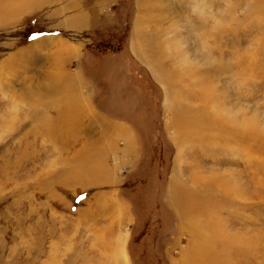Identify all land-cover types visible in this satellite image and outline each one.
<instances>
[{
  "label": "rangeland",
  "instance_id": "374dc122",
  "mask_svg": "<svg viewBox=\"0 0 264 264\" xmlns=\"http://www.w3.org/2000/svg\"><path fill=\"white\" fill-rule=\"evenodd\" d=\"M95 1L83 8L102 25L81 32L59 14L84 0H0V264H110L112 234L138 264H264V0H209L197 15L192 0ZM205 77L235 131L192 144L173 95L185 84L196 108ZM121 118L140 123L139 149L111 143L112 128L93 146L91 123ZM135 198L169 210L163 236L145 234Z\"/></svg>",
  "mask_w": 264,
  "mask_h": 264
},
{
  "label": "bare ground",
  "instance_id": "6f19581e",
  "mask_svg": "<svg viewBox=\"0 0 264 264\" xmlns=\"http://www.w3.org/2000/svg\"><path fill=\"white\" fill-rule=\"evenodd\" d=\"M213 35L215 36V32L213 34L209 33V32H203L202 36L204 38H206L207 36L208 37H213ZM164 52H165L164 48L160 47V49L158 50V53H156V54H158V56H162L164 54ZM161 59L163 60L164 56H162ZM167 62L168 61H165V62L162 61V63H164L165 66L169 65V63H167ZM168 71H169V75L173 76V73L175 72V69H170ZM192 73L196 74L193 70H192ZM183 78H184L183 79L184 81H185V79H188V73H187V76L185 74L183 76ZM201 81L199 83V85H200L199 89L200 90H198L197 97H196V100L199 101L197 103L198 105L196 106V108H193L192 105L189 106V104H184V103L182 104V101H180V95H182L183 97L185 96V94H184L185 93L184 92L185 84H179V90H180V91H178L179 94H174L173 95V103H176V100L179 101L178 102L179 103L178 104L179 107L177 108V111H178L180 117L183 116L182 119H185L186 121L188 120L187 124H189L190 128H191V129H189V134H186L184 139L187 140L189 143H192V144L193 143H199V142L202 143L204 138H205L204 143L207 144V142H209V140H210V137L213 135V131H216V129L213 130L214 128H219L220 129L221 136L223 134H225L226 132L233 133L235 131L234 129H231V130L229 129V126H228L229 124L228 123H230L231 120H230L229 116L226 113H223V114L219 115L218 117L216 115H214L216 113V111L215 110H214L215 112L212 111V109L214 108L212 103L215 102V97L212 94L213 93L212 92V88L210 90H207V88L210 86L209 78L208 77H205V79L201 78ZM181 83H183V82H181ZM187 97H186V99H187ZM203 125H204L205 129H202ZM183 137H182V139H183ZM181 141H184V140H181ZM198 177H200V176H197L196 178L198 179ZM218 178L219 177H216V178L209 177V176L206 177V179H205L206 181L205 182H206L207 188H209L210 190H214V189L217 190L218 188L220 189V187L222 186L221 180H224V179L220 178V181H219ZM73 181L76 183V177H74ZM199 181H200V179H199ZM226 186H227V183H225V187ZM194 187H196V186H194ZM230 194L232 196H233V194L236 195L235 191H232V190L230 191ZM203 211H204V207H203ZM204 213H206V217L207 218L209 216H211V215L214 216L215 218L218 217L216 212L214 210H212V209H208L207 208V210ZM221 225H222V223L220 222V220H219V225H218L217 221H215V223L213 224V228L218 229L217 227H220ZM226 252L229 253L228 251H226ZM210 262H212V259H210ZM223 264H227L226 260L223 261Z\"/></svg>",
  "mask_w": 264,
  "mask_h": 264
},
{
  "label": "crops",
  "instance_id": "0c3cea01",
  "mask_svg": "<svg viewBox=\"0 0 264 264\" xmlns=\"http://www.w3.org/2000/svg\"><path fill=\"white\" fill-rule=\"evenodd\" d=\"M83 4H86V0H84V2H80L79 5L77 3H75L74 5H71V6L67 5V12L64 9L59 14L60 16H64L65 19H67L64 22V23H66V25L61 27L63 30H69V29L75 30L76 29V30H79L81 32L92 31V30H97L102 25L99 22L96 23L95 25L93 24L92 9L91 8L84 9ZM102 5H104V1H102V0H96L95 1V8H100ZM68 7H73V8L69 9ZM13 17L14 16L9 17L7 19H12ZM94 32H93V34H94ZM82 34H84V33H82ZM90 39H91V42L86 43V45H85V50H84L85 58L88 55L87 47H89L95 41V39L92 36L90 37ZM90 80H91V78H90ZM77 104H75V105L77 106ZM78 106L75 109H77ZM79 108L77 110H79ZM80 110H81V108H80ZM94 117H96V116H94ZM121 119H120V121L116 120V122H117L116 124L111 123L110 125H108L109 128L104 129V130H101V128H100V130L95 129V126L97 124L91 123V125H93V126H91V132L88 135H89L91 142H93V141L96 142L93 146H97V143L107 142L108 139H105L103 141V140H101V138L104 139L105 137H103V134H105L107 136L108 135V129L112 128V131L117 130V132H114L116 135H112V137H111L112 142L111 143H116V139H115L116 137L121 138L126 143L125 147L129 151H133V152L135 151L136 152V146L139 149V147L141 146V142H143L144 139L142 138L141 134L139 133L138 129L136 128V126L133 122H130L124 118H121ZM124 125L127 126L126 129L123 128ZM106 131H107V133H106ZM101 151H103V150H101ZM121 151H123V150H121ZM99 153H101V152H99ZM111 195H113V194H111ZM111 233H113V232H111ZM101 236H102L103 241L101 240L100 242H102L101 246L104 249L102 251V253L104 255V260L101 259L100 263L108 260L110 264H113V256L115 255L117 258L116 259L117 261L115 262V264H129L131 259L129 258V255L127 254V253H129V251L127 249L128 241L126 242V240H128V239L125 240L124 237L121 236L119 238L120 239L119 249H117L114 252L113 243L110 242L111 237H114V234L110 235V237H107L105 235H101ZM94 246H95V244H94ZM124 254H125L126 258L124 257ZM89 264H92V260L89 261Z\"/></svg>",
  "mask_w": 264,
  "mask_h": 264
},
{
  "label": "trees",
  "instance_id": "16d2710c",
  "mask_svg": "<svg viewBox=\"0 0 264 264\" xmlns=\"http://www.w3.org/2000/svg\"><path fill=\"white\" fill-rule=\"evenodd\" d=\"M96 34H97V32H96ZM96 44L97 43L94 41V43L88 47V53L91 54V53L99 52V51H97ZM117 51H122V47L118 48ZM114 52H116V50ZM128 121L133 122L135 124V126L140 125V123H137L133 119H128ZM149 121H151V120L149 119ZM157 123H158V121H157ZM147 125H150V124L147 122ZM154 125H155V123H154ZM164 141H165L164 138L161 136L159 147L161 146V143H163ZM134 201H135L136 210L139 214V217L141 218V220L145 221V223H146V225H144L145 226V230H144L145 234L146 235L154 234L153 239L158 234H159V236L160 235L163 236L167 232V228L165 226L166 223L168 222L169 224L172 225V221H173L169 210L166 209L165 211H161V208H160L161 204L156 203L149 209L148 213H146L145 207L143 205H141V202H139V199L135 198ZM142 212H143V216H141ZM156 238L158 239V237H156ZM129 251L131 253L133 260H135L134 262L136 264H138L137 263V256H136L135 252L132 251V249L131 250L129 249ZM155 258L157 259V256H155ZM148 259H150V258L148 257ZM158 264H165V263H163L161 260L160 261L158 260Z\"/></svg>",
  "mask_w": 264,
  "mask_h": 264
},
{
  "label": "clouds",
  "instance_id": "9594fccd",
  "mask_svg": "<svg viewBox=\"0 0 264 264\" xmlns=\"http://www.w3.org/2000/svg\"><path fill=\"white\" fill-rule=\"evenodd\" d=\"M209 0H192L191 12L193 15L203 14L208 11Z\"/></svg>",
  "mask_w": 264,
  "mask_h": 264
},
{
  "label": "snow or ice",
  "instance_id": "6c2138e0",
  "mask_svg": "<svg viewBox=\"0 0 264 264\" xmlns=\"http://www.w3.org/2000/svg\"><path fill=\"white\" fill-rule=\"evenodd\" d=\"M80 199H84V197H80Z\"/></svg>",
  "mask_w": 264,
  "mask_h": 264
}]
</instances>
